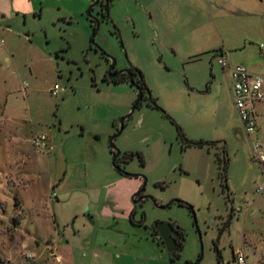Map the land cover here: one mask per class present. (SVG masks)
<instances>
[{"label": "rangeland", "instance_id": "1", "mask_svg": "<svg viewBox=\"0 0 264 264\" xmlns=\"http://www.w3.org/2000/svg\"><path fill=\"white\" fill-rule=\"evenodd\" d=\"M91 6L0 0V264H237L238 252L264 264V194L255 189L264 175L227 73L207 52L245 42L264 62V0H111L104 18ZM88 11L98 21L94 42ZM112 59L146 88L114 141L133 154L124 166L132 178L113 168L109 140L137 91L103 79ZM55 85L65 92L53 97ZM176 125L189 140L219 142L227 164L215 150L186 147ZM42 135L47 147H34ZM258 142L264 147V130ZM141 177L159 202L193 208L160 212L185 233L173 261L127 247L143 232L120 212ZM226 193L235 216L222 230Z\"/></svg>", "mask_w": 264, "mask_h": 264}, {"label": "flooded vegetation", "instance_id": "2", "mask_svg": "<svg viewBox=\"0 0 264 264\" xmlns=\"http://www.w3.org/2000/svg\"><path fill=\"white\" fill-rule=\"evenodd\" d=\"M110 1L111 0H91L92 6L90 10H95L96 8H99L98 15L104 18L105 16H107ZM90 23L92 24L91 26L93 33H96V29H95L96 22L90 19ZM108 70L106 71L103 77V79L108 82L111 83L117 82V84L121 82L129 83L131 77L133 78V80H135L136 72L134 69H127V71L126 70L117 71L114 68L111 72V74H114V77L111 80L107 78ZM134 82L139 86L137 81ZM141 90L142 93H144L143 92L144 90L143 89ZM140 102L138 103V105H136L135 109L140 106ZM123 126H124V122H123ZM217 149H219L218 146ZM217 149L216 151L218 152ZM132 156H133L132 153H128V154L121 153V156L116 160V165L118 168L115 170L123 178L134 177L132 174L126 172L124 168V166L128 163V160ZM146 183H147L146 178L141 177L140 186L137 188L136 191L132 193L130 197V204H131L130 207L126 212L125 211L120 212L121 215H126V220L128 221V224L132 229L141 230L143 232L139 236L133 235L131 239V243L127 247L130 250H137L142 252H146V251L148 252L149 248H153L156 249L159 253L164 254L170 261H173L179 257V254L184 247L185 233L177 222L173 221L168 217L162 216L160 212L166 211L173 204L186 205L191 212L193 211V208L190 205H187L186 203L178 199H174L168 202L167 204L159 202L155 198L145 193ZM225 199H226V203H228L229 206V214L226 216L225 218L226 220H223L221 223L222 230L229 228L230 221L235 216L234 213L235 211L230 205L228 195H226ZM106 204H107L106 205L107 208L110 210L111 213H117L113 201L112 202L109 201ZM146 204H150L156 210V212L154 211L152 213L151 218H148L144 211L142 212V209ZM70 227H72V225ZM73 233L76 235V231H74ZM112 245L115 248L117 247V245H115L114 243H112ZM121 245L122 248L126 246L125 243Z\"/></svg>", "mask_w": 264, "mask_h": 264}, {"label": "built area", "instance_id": "3", "mask_svg": "<svg viewBox=\"0 0 264 264\" xmlns=\"http://www.w3.org/2000/svg\"><path fill=\"white\" fill-rule=\"evenodd\" d=\"M259 48L263 49L264 45H260ZM217 61L223 69L228 71L237 115L251 142L252 157L260 164L264 172V147L256 139L252 140L251 138L255 134L259 123L255 105L264 103V76L251 74L244 66L232 64L221 55ZM64 92L65 89L57 85L50 90L53 97H57ZM32 145L44 149L47 147V138L43 135L35 137L32 140ZM255 189L258 194H264V182L257 185ZM234 260L237 264H250L242 252H238Z\"/></svg>", "mask_w": 264, "mask_h": 264}, {"label": "crops", "instance_id": "4", "mask_svg": "<svg viewBox=\"0 0 264 264\" xmlns=\"http://www.w3.org/2000/svg\"><path fill=\"white\" fill-rule=\"evenodd\" d=\"M208 1V0H207ZM250 12V11H248ZM152 16V13H150ZM153 18V16H152ZM200 32L202 31V28L199 27L197 28ZM201 29V30H200ZM218 31V30H217ZM184 38L189 39V36L186 34L184 35ZM253 49L249 44L247 43H234L232 44L229 48L227 49H222L220 45L216 47V49H210L211 51H207L208 53H213L212 54V59L215 60L218 63V58L221 56L225 57L230 63L235 64V65H242L244 66L251 74H257L264 76V62L261 61L259 62L258 60H253L250 55V50ZM264 49V48H263ZM263 49L259 50L262 52ZM222 68V67H221ZM223 69V68H222ZM227 73V76L229 78L230 84H228V90L230 96L233 98V93H232V87H231V80L228 74V71L226 69H223ZM264 89V88H263ZM257 117H258V127L255 132V138L258 141V136L260 133L264 130V103H258L255 105ZM2 116V115H1ZM252 139V140H254ZM252 149V146H251ZM262 173L264 175L263 169ZM248 259V258H247Z\"/></svg>", "mask_w": 264, "mask_h": 264}, {"label": "water", "instance_id": "5", "mask_svg": "<svg viewBox=\"0 0 264 264\" xmlns=\"http://www.w3.org/2000/svg\"><path fill=\"white\" fill-rule=\"evenodd\" d=\"M88 16H89V18H90L91 20H93V21L96 22V28H95V29H96V31H97V29H98V21L90 16V11H88ZM94 36H95V33H93V35H92V39H91L92 42H94ZM114 66H115V60L112 59V60H111V63H110V66H109L108 73H107V78H108L109 80H111V79L114 77V74H111L112 70L114 69ZM126 71H127V70H126ZM129 83H130V85H131L133 88H135V90L137 91V95H138V96H137V99H136V101L134 102V104H133V106H132L130 112H129L125 117H123V118L119 121L118 132H117L114 136H112V137L110 138V140H109V148H110V152L113 154V157H112V166H113L114 169H117V168H118L117 165H116V160H117V158H119V157L121 156V152H120V150L117 149V147L115 146L114 141H115V139H116V138L121 134V132H122V129H123V122L131 116V114H132L133 110L135 109L136 105H138V103H139V102L142 100V98H143L142 90H141L140 87L134 82V80H133L132 77L130 78ZM120 171H121V170H120ZM225 189H226V191H227V188H225ZM226 195H228V193H226ZM230 209H231V207H230ZM194 223H196L195 220H194ZM199 259H200V258H199ZM199 259L197 260V262H196L195 264L198 263Z\"/></svg>", "mask_w": 264, "mask_h": 264}, {"label": "trees", "instance_id": "6", "mask_svg": "<svg viewBox=\"0 0 264 264\" xmlns=\"http://www.w3.org/2000/svg\"><path fill=\"white\" fill-rule=\"evenodd\" d=\"M136 71V70H135ZM139 75V80H137L138 84H139V87L140 89H143L145 90V85H144V82L142 80V77L140 76V73L138 71H136ZM115 84H117V82H115ZM151 103L159 109V107L156 105L155 101L153 99H151ZM176 130L178 132V137L184 142V144L186 145V147H196V148H206L208 151H211V150H215L217 149V145L219 144V142H207V141H202V140H189L185 137V135L183 134L181 128L176 125ZM221 149V154L222 156L224 157H220L218 154L219 152L216 151L215 153V160L216 162H221V160H223L225 162V164H227V159H226V155H225V147L222 146L220 147L219 150L220 151ZM111 153V152H110ZM225 168V167H224ZM218 259H220V256L218 254Z\"/></svg>", "mask_w": 264, "mask_h": 264}]
</instances>
